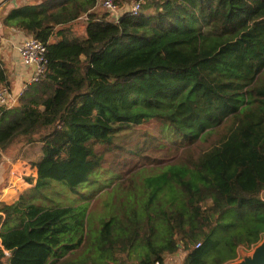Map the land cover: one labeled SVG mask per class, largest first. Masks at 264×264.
Listing matches in <instances>:
<instances>
[{"label": "trees", "instance_id": "trees-1", "mask_svg": "<svg viewBox=\"0 0 264 264\" xmlns=\"http://www.w3.org/2000/svg\"><path fill=\"white\" fill-rule=\"evenodd\" d=\"M99 1L0 17L46 49L43 76L0 111V162L14 140L43 154L29 189L0 204V264L234 261L264 234V0H112L140 3L116 22ZM81 18L82 36L69 35ZM132 135L134 149L119 142ZM122 149L151 169L114 184L94 221L83 184ZM55 184L81 202L61 204Z\"/></svg>", "mask_w": 264, "mask_h": 264}, {"label": "rangeland", "instance_id": "rangeland-1", "mask_svg": "<svg viewBox=\"0 0 264 264\" xmlns=\"http://www.w3.org/2000/svg\"><path fill=\"white\" fill-rule=\"evenodd\" d=\"M103 1V0H101ZM112 1V0H110ZM71 33L74 36L81 37L84 31L83 28V21H77L73 24L71 28ZM154 130L153 128L149 126H142L140 128L141 131L143 130ZM15 141V140H14ZM131 141L130 148L134 149V136L132 135V138L127 137H120L119 142L124 144H129ZM15 142H13V145L8 147V150L4 153L3 158L5 161L0 162V173H3V178L5 181V176L8 174L9 166L7 163L13 162V160L20 161L23 163V167L25 168L27 175L30 162H36L38 159V154L40 151V145L39 144H30L27 147L15 146ZM129 148V149H130ZM147 156V155H146ZM142 157H145L143 155ZM139 160L143 161L140 162ZM169 163V161H167ZM167 162H162L161 165L166 164ZM14 163V162H13ZM145 166V168L143 167ZM138 169H140L141 172L149 171L151 168L148 166L146 162H144V159L138 158V156H131L129 154V151L126 150H119L113 153H109L105 156L103 161L101 162L99 168L94 172V176L91 175L89 177V180L86 182V184H83L85 187L84 192L82 194L83 197H87V199H92V209H91V217L96 221V218L99 216H102V210L107 206V204H111L113 201H115V198H118L116 193H113L112 191H108L114 184L119 182L121 178H124L125 175H130L134 172H136ZM130 172V173H129ZM129 173V174H128ZM93 178H97L100 185L93 186L91 184V180ZM128 182V181H127ZM127 182H124L122 184L123 189L127 190V188L130 186L129 184H126ZM3 182L0 183V195H1V185ZM119 186V185H118ZM139 187V186H134ZM54 193L51 192L52 196L58 197L59 202L61 204H68L72 206L73 204H77L81 202L80 198L82 197L80 195L71 194L68 188L62 184H55ZM130 188V187H129ZM17 192V191H16ZM262 199H264V191L261 193L260 196ZM13 198V197H11ZM104 206V207H103ZM252 248V247H251ZM246 250L245 248H242L246 253L250 252L252 249ZM241 250V249H240ZM240 250H238L237 258L239 259L241 257ZM227 251V250H226ZM223 251L224 258L229 257L230 255H233V252H226ZM5 260L2 259V262ZM167 260H165L164 264H173L171 260H169L167 263Z\"/></svg>", "mask_w": 264, "mask_h": 264}, {"label": "crops", "instance_id": "crops-1", "mask_svg": "<svg viewBox=\"0 0 264 264\" xmlns=\"http://www.w3.org/2000/svg\"><path fill=\"white\" fill-rule=\"evenodd\" d=\"M47 1L48 0H0V17L2 15L7 14V12L10 11L11 9H16L20 7L21 5H24V4L41 5V4L46 3ZM84 20H85L84 18H81L78 21H84ZM73 24L71 25V28ZM69 35L74 36L71 33V31ZM26 37L28 36L16 29L3 28L0 23V62L2 63L3 67L6 69L8 73V79L10 81L9 88L13 95H16L20 91L23 84L28 80L31 74V69L24 66L21 63L17 55V52H16V47ZM13 142L17 143L15 144V146L22 145V143L19 142L18 140H15ZM13 142L10 144V146L13 145ZM36 144H39V143H36ZM39 145H40V151L38 154L37 161L40 160L43 156L42 151H41V144ZM27 146L28 145H25L24 147H27ZM3 161H5L4 158L2 159V162ZM13 162L11 161V163H7L9 166V171H8V174H6L5 176L6 177L5 181L3 178V173H0V183L3 182L1 185L2 189H1V195H0V204L1 203L12 204L16 202L18 198L20 197V195H22L24 192H26L29 189V184H28L29 180H34L36 177V170L31 166V164L35 163V161L30 162L28 166L29 168H27L29 176H25L27 175V172L25 168L23 167V163L17 160H13ZM90 206H91V202L89 203V207ZM178 246L180 247V245ZM0 251L2 252L4 257L8 256V253L7 254L3 253V251L5 250L2 249L1 245H0ZM237 253H236V258H237ZM64 256H68V253H65ZM184 257H185V253L178 252L176 255L167 257L166 260L167 262L171 260L173 264H183ZM132 262L133 264H136V262L134 261Z\"/></svg>", "mask_w": 264, "mask_h": 264}, {"label": "built area", "instance_id": "built-area-1", "mask_svg": "<svg viewBox=\"0 0 264 264\" xmlns=\"http://www.w3.org/2000/svg\"><path fill=\"white\" fill-rule=\"evenodd\" d=\"M99 4L102 9L109 14V20L114 22H116L124 12H128L132 16H135L138 14L140 9L139 2H132L129 5H116L110 0H103L99 1ZM16 52L21 63L31 69V74L16 95L11 93L8 86L0 85V111H5L15 107L17 105L18 98L23 94L28 86L37 82L43 76L46 69V49L45 46L37 39L31 36L24 38L16 47ZM3 253L7 254L8 252L3 251Z\"/></svg>", "mask_w": 264, "mask_h": 264}, {"label": "water", "instance_id": "water-1", "mask_svg": "<svg viewBox=\"0 0 264 264\" xmlns=\"http://www.w3.org/2000/svg\"><path fill=\"white\" fill-rule=\"evenodd\" d=\"M43 110V107L40 108ZM241 249V250H240ZM241 257L227 264H264V234L260 240L252 246V250L248 253L240 248Z\"/></svg>", "mask_w": 264, "mask_h": 264}]
</instances>
